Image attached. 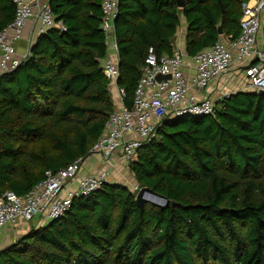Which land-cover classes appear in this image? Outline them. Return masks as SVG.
I'll list each match as a JSON object with an SVG mask.
<instances>
[{
	"label": "trees",
	"instance_id": "obj_1",
	"mask_svg": "<svg viewBox=\"0 0 264 264\" xmlns=\"http://www.w3.org/2000/svg\"><path fill=\"white\" fill-rule=\"evenodd\" d=\"M249 1L119 0L125 104L133 105L149 49L174 55L183 18L193 58L240 36ZM49 5L66 29L40 34L28 57L0 76V192L24 196L47 170L86 159L117 107L102 67L111 50L102 0ZM15 15V2L0 0V30ZM233 91L213 115L167 120L128 164L133 182L169 206L141 207L128 184H104L0 248V264H264V94Z\"/></svg>",
	"mask_w": 264,
	"mask_h": 264
},
{
	"label": "built area",
	"instance_id": "obj_2",
	"mask_svg": "<svg viewBox=\"0 0 264 264\" xmlns=\"http://www.w3.org/2000/svg\"><path fill=\"white\" fill-rule=\"evenodd\" d=\"M13 1L15 18L0 30V76L16 69L28 57L29 52L23 56L16 54V42L23 38L30 20L39 22L40 34L54 27L66 29L64 23L57 20L49 2ZM102 10L101 25L107 35L106 43L117 55L115 20L119 14V0H102ZM189 59L180 49L172 56H158L151 47L142 67L133 105L129 107L125 104L126 91L117 84L120 76L118 60L109 53L103 59L102 67L110 80V89L117 92L118 107L110 113L105 132L87 157L101 155L105 169L94 174H80L87 160L80 157L57 172L47 170L45 179L24 196L12 190L0 192V236L14 234L20 223L39 228L62 218L75 197L88 196L104 184L113 183L110 167L118 162L128 165L135 160L141 148L157 139L167 120L215 114L217 101L230 97L235 91L229 90L228 83L223 82L218 98L200 93L231 70L244 76L236 91H264V0L246 3L240 36L219 40L191 58L194 73L188 76ZM160 75L170 77L159 80Z\"/></svg>",
	"mask_w": 264,
	"mask_h": 264
},
{
	"label": "crops",
	"instance_id": "obj_3",
	"mask_svg": "<svg viewBox=\"0 0 264 264\" xmlns=\"http://www.w3.org/2000/svg\"><path fill=\"white\" fill-rule=\"evenodd\" d=\"M41 1L44 3L49 2V0H41ZM186 28H187L186 20L185 18H183V25L180 29L177 42H176V49H180L183 52H185V30ZM39 29H40L39 22L36 20H30L29 25L27 26L25 30V34L23 38H21L20 40L16 42V51H17L16 54L23 56L27 52L30 51L31 46L33 45V43L36 42L37 38L40 36ZM110 53L116 60H118V57H117L118 54L116 55L112 49L110 50ZM189 60H190V67H187L188 76L194 73V68H193L194 62L191 60V58ZM231 75H233V78H231L229 81L228 77H230ZM243 78H244L243 74L238 73L237 71H233V73H229V74L227 73V76L226 75L223 76L222 79H220L219 81H216V82L213 81L212 84L205 91L200 93V95H208L211 97H213V95H216V94L218 95L220 87H222L225 82L228 83L227 87H230V89L239 90L241 87L240 85H242L243 83ZM113 93H114V96L117 95L116 91H114ZM117 107H118V103H117ZM104 169H105V162L102 156L99 154H93L92 156L87 158V160L84 162L80 174H94ZM110 170H111L110 179L113 182L122 179V177H124L125 175V172L128 175H130V172L128 171V165L126 163L118 162L116 165H113L112 167H110ZM74 185L76 186L77 183ZM32 225H34V223ZM27 227L29 228V226ZM7 235H9V238ZM6 239L14 240L15 233L13 234L11 232V233H6V234L1 235L0 244L4 245L7 242ZM2 246H0V248H2Z\"/></svg>",
	"mask_w": 264,
	"mask_h": 264
},
{
	"label": "water",
	"instance_id": "obj_4",
	"mask_svg": "<svg viewBox=\"0 0 264 264\" xmlns=\"http://www.w3.org/2000/svg\"><path fill=\"white\" fill-rule=\"evenodd\" d=\"M178 3L180 6H184V0H178ZM221 29H220V33H221ZM170 76L168 75H160L158 77L159 80H162L164 78H169ZM259 95L264 94V91L260 90L257 92ZM136 202L139 204V206H144L145 203H151L153 205L159 206V207H167L170 205V200L165 197L164 195H161L157 192H155L154 190H152L149 187H142L140 189V191L138 192L137 196H136ZM173 205L175 204V202L172 203Z\"/></svg>",
	"mask_w": 264,
	"mask_h": 264
},
{
	"label": "rangeland",
	"instance_id": "obj_5",
	"mask_svg": "<svg viewBox=\"0 0 264 264\" xmlns=\"http://www.w3.org/2000/svg\"><path fill=\"white\" fill-rule=\"evenodd\" d=\"M229 73H233V71H230ZM228 73V74H229ZM227 76V75H226ZM229 78V81H230V79L231 78H233V75H231L230 77H228ZM229 90H235V89H230L229 88ZM114 92V91H113ZM114 94V93H113ZM220 96V95H219ZM217 94L216 95H213V97L214 98H218L219 97ZM114 98H115V100L117 101V95H115L114 96ZM217 103H219V101H217ZM121 163H123V162H121ZM115 180V179H114ZM113 182V181H112ZM115 182H122V183H126V184H128L132 189H134V190H136L137 192H139L140 191V189L141 188H139V186H137L134 182H133V180L130 178V175H128L126 172H125V175H124V177H122V179H120V180H118V181H115ZM138 194V193H137ZM30 228V227H29ZM28 227H27V225H25V224H22V223H20L18 226H17V229H16V231H15V239L13 240H10V239H6L7 240V242L3 245V244H0V246H2V248L3 247H6L7 245H9V244H11L12 242H15L16 240H18L19 238H21L24 234H26L30 229H29ZM14 229V230H15ZM8 236V238H9V235H7ZM7 244V245H6Z\"/></svg>",
	"mask_w": 264,
	"mask_h": 264
}]
</instances>
